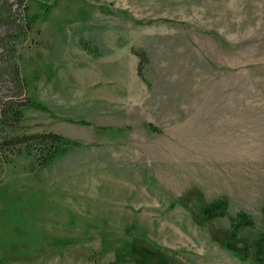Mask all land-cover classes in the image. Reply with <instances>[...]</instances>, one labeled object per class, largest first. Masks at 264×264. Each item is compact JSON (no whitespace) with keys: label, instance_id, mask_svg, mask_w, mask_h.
<instances>
[{"label":"rangeland","instance_id":"rangeland-1","mask_svg":"<svg viewBox=\"0 0 264 264\" xmlns=\"http://www.w3.org/2000/svg\"><path fill=\"white\" fill-rule=\"evenodd\" d=\"M28 3L19 132L78 144L1 162L0 264H264V0Z\"/></svg>","mask_w":264,"mask_h":264},{"label":"trees","instance_id":"trees-1","mask_svg":"<svg viewBox=\"0 0 264 264\" xmlns=\"http://www.w3.org/2000/svg\"><path fill=\"white\" fill-rule=\"evenodd\" d=\"M35 20L30 13L28 0H0V75H8L10 82L14 85V91L7 93L0 102V166L3 162L10 160V155L26 152L34 154L39 166L44 168L57 156L78 144L77 141L58 132H19L24 119L26 104L35 105L29 98L26 101L20 100L23 91L26 90V80L21 74V55L19 53L20 45L29 37ZM134 52L140 56V63L146 60L145 51ZM141 72L140 70L139 74L142 75ZM227 207V200L218 199L205 205L203 213L207 216H221L226 214ZM251 224H253L251 217L245 212H241L235 219L233 226L236 229L238 225ZM235 237L236 234H233L228 239L226 246L239 258L248 259L250 252L246 247L248 246L247 241L243 239L246 244L244 248H239V241ZM263 239L264 236H261L257 242V245L260 246V253L264 252Z\"/></svg>","mask_w":264,"mask_h":264}]
</instances>
